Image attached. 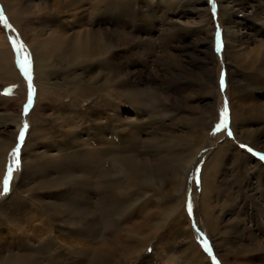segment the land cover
<instances>
[{
    "label": "rangeland",
    "instance_id": "obj_1",
    "mask_svg": "<svg viewBox=\"0 0 264 264\" xmlns=\"http://www.w3.org/2000/svg\"><path fill=\"white\" fill-rule=\"evenodd\" d=\"M53 3L0 0L7 17V23L0 20V141L9 145L0 182V264H96L95 248L110 251L112 264H264V159L257 155H264V0H78V8L67 0ZM99 40L105 52L97 63L64 58L72 46L89 49ZM43 44L60 48L61 57H53L48 69L49 99L38 102L31 47ZM25 56L31 88L21 67ZM127 93L145 96L150 105H132ZM102 94L118 105L100 102ZM243 106L248 111L232 121L233 109ZM32 110L40 134L31 131ZM115 135L120 139L98 144ZM97 149L102 159L110 151L154 169L177 166L164 179L155 172V186L121 175L131 183L121 187L114 212L89 186L70 193L74 182L67 179L74 177L66 173L83 176L95 167L90 153ZM9 167L10 191L4 193ZM87 193L100 221L92 224L87 215L83 223H91L79 231L71 223L84 216L59 213ZM173 206L178 210L170 213ZM41 207L55 218L52 236L32 228ZM141 237L145 243L132 251L129 244Z\"/></svg>",
    "mask_w": 264,
    "mask_h": 264
},
{
    "label": "bare ground",
    "instance_id": "obj_2",
    "mask_svg": "<svg viewBox=\"0 0 264 264\" xmlns=\"http://www.w3.org/2000/svg\"><path fill=\"white\" fill-rule=\"evenodd\" d=\"M53 1H54L53 4H57L58 1L61 2V1H65V0H53ZM67 1H68V5H74V8H78L80 6V4L77 3L78 0H73V1L72 0H67ZM108 2L111 3V5H113L115 0H108ZM46 5L47 4H45L44 6L46 7ZM40 6H41V4H40ZM15 7L16 6H14V8L11 7L10 10H11V14L14 15V20H17L18 18H16V15L18 14V12L20 10L18 11V9L15 8ZM98 7H99V2H97L95 5H93V8H95V9H98ZM48 42L51 43L50 40H48ZM46 44H48V43H46ZM102 46H104V43L102 44V42L100 40L95 45H92V47L89 48V49H87L86 46H80V47H77V48H74L72 46V51L67 56H64V58L65 59H70V61L73 64H75V65L76 64H80L83 61H88V60H94V62L97 63V61L101 60L100 58L102 57V55L105 52L104 49L102 48ZM31 48H32V53H33V61L35 63V68H36V71H35L36 78H37L36 79V83H35V86L37 87V89H36L37 90V97L36 98L38 99V102L40 100L46 101L47 99H49V93H51L50 92V80H49V71H48V69H50L51 66L53 65V60H54L53 57H56V55L58 53H59V55H57L58 56L57 58L61 57V53L59 52L60 48L57 49V50L56 49H51L50 47L49 48L48 47L45 48V45H44L43 48H39V46L36 47V45L31 47ZM87 50H89V51H87ZM90 50L92 52H90ZM4 60L6 61L5 58H4ZM0 69L4 70L5 66H2V64H1ZM102 90H104L105 92H109V88L107 87V85L102 87ZM117 90H118V88H117ZM73 91L76 94V93H78L79 90H72V92ZM112 91L114 92V90H112ZM105 92H104V94H106ZM119 94H120V92H119ZM127 94L128 95L125 96L126 99L129 100V102L132 105H134V106L143 105V106L147 107L148 105H150V103L146 100L145 96L140 95L139 93H136V95H134L132 93H127ZM100 97H101V99L99 101L104 103V104H106V105H118V103H119L118 101H115L114 99L109 98V96H103V94L100 95ZM247 111L248 110H247V108H245V106H243V108L241 107V109L239 111H237L236 109L235 110L233 109L232 121H233V118L236 116L237 113H238L237 114V117H238L239 114H240V116H242L243 114H245L244 112H247ZM29 117H30V121H31V124H32L31 131L33 132V130H36L35 132L40 134L41 128L37 127V124L35 122L36 121V115H35V113H33V110L29 114ZM18 125H19V123H18ZM134 125H135V123H134ZM130 126H131L130 133H134L133 132V129H134L133 123L132 124L130 123ZM116 127L117 126H114L113 129H114L115 133L120 136L119 132L122 129L120 127H117V128ZM128 136H129V134H128ZM119 139H120V137H118L117 135H115L114 139H112V140H110L109 138L107 140H104L102 137H100L98 140H101V141L98 142V144H108L109 145V144H111V141H114V140L117 141ZM96 141H97V139L94 138L93 139V143H95ZM148 142H149V144H152V143L154 144L155 141L150 139ZM88 144H90V143H88ZM84 146H85V144H84ZM87 149L88 148L86 147L85 150H87ZM99 151L100 150L97 149L95 152L92 151L90 153L91 154V158L93 160H95V162L97 164L95 165V167H91L90 169L87 168L88 172L85 169L83 176H82V173L81 174H77V175H73L75 173H66L65 171H61V172L66 173L68 175H72V177H74V179L73 178H68L67 179V181H71V183L74 182L73 183V187L71 186L72 187V190L70 191L71 194L72 193H73V195L76 194V193H81L82 194L83 192H85L87 190L86 187L88 188V186H89V188H92L94 190V192L96 191V192H98L100 194V196H104L103 198H105V199H103V201L107 202L108 205L113 204L112 207H113L114 212L115 211L117 212L119 210L118 199H119L120 195H122L120 193L121 187L127 188V186H130L129 183H131V182H129V183L127 182L126 183V181L121 177V175L127 174L129 176V178H131L130 180H132V182H136L138 180H143V181H148L147 182L148 185L155 186V184H157V183L154 184V182L158 181V180H156V178L155 179L153 178L155 172H157L159 175L161 174L163 179H164V176L169 171V169L176 170V166H177V164H171L170 166H161V167H159L157 169H154V168H151V167H149V166H147L145 164H140L139 160L136 159L135 156L134 157L131 156L130 158H129V156L126 157V155L118 156L117 154H115V152L113 153V152H110V151L105 152L103 154V158L104 159H102L101 158L102 154L98 153ZM132 152H134L135 154H138L137 149L132 150ZM8 153H9V145L7 143H3L2 141H0V182L3 179V175H5V161H6V158L8 156ZM194 154H195V152L193 150L192 152H190L189 155L192 156ZM173 158H175V156ZM62 161H64V160H62ZM215 162L216 161L214 159L209 164L208 167L210 168V166H214ZM179 163H181V162L179 161ZM63 165H61L60 167L63 168ZM86 172L88 174H93V176L96 175V177H94V178H92L90 176L86 177ZM177 181L179 182V179ZM180 186H181V183H180ZM129 188L130 187H128V189ZM157 189H160L159 185H157ZM71 194H69V195L72 196ZM63 195H64V193H63ZM69 195L67 194V196H69ZM133 195L135 196V194H133ZM96 196H97V194H96ZM84 199L85 200H81V199L78 200V199L74 198V202H76L77 204H75V205H73L71 207H68V206L66 207L65 206V207H63V211L61 209L60 213H59L60 217H64L65 214H68V213H71V214H76L77 213L78 216H82V217L84 216L82 219L79 218L80 221L77 224L76 223L75 224L71 223V225H73V226L81 227L80 228L81 230H79V231H86L87 227L90 225L91 222H92V224L93 223L95 224L96 221L97 222L100 221V219H98V217L97 218L95 217L96 216L95 212L92 210V209H94L95 205H97L95 199L92 196H89L88 193H87V195H85ZM68 204H70V201L68 202ZM33 205L35 207V204H33ZM88 206H90V208ZM37 210L38 211L35 214V218H33L35 220L34 222H36V225L33 224L32 228L38 234L43 232V234L48 233V234H50L52 236V234H51L52 232L51 231L53 229V226H51V222H53L55 218L53 219L52 215H50L48 217L45 216L43 214V212H42V210H43L42 207L37 209ZM177 210H178V207L177 206H173L172 208H170L169 212L172 213V212H176ZM62 212H64V213H62ZM87 215H90L91 218H92V221L88 225H87V221L85 223H83L84 219H87ZM82 225H84V227ZM139 226H140V228H139L140 232L146 230L145 225H139ZM81 236H84V235H81ZM143 236H145V235L143 234ZM145 241H146V239H144V237H141V238L138 239L137 245L136 244H133V245L129 244V247H130V249H132V251H135L134 247L140 246L141 244H144ZM128 243H131V241L129 240ZM47 245H46V247H47ZM81 246H79V247H81ZM46 247H43V248L46 249ZM82 249L83 248H81V250ZM85 249H83V250H85ZM95 249L96 250H93V253L94 254L96 253V257H95L96 258V264H112L109 261V253H110V251L103 252L104 250H102V251L99 252L98 248H95ZM46 251H47V249H46ZM49 255H51V254H49ZM52 259H53V257H52ZM13 262L15 263L16 261H13ZM31 264H40V263H38L37 261L33 260V261H31Z\"/></svg>",
    "mask_w": 264,
    "mask_h": 264
},
{
    "label": "snow or ice",
    "instance_id": "obj_3",
    "mask_svg": "<svg viewBox=\"0 0 264 264\" xmlns=\"http://www.w3.org/2000/svg\"><path fill=\"white\" fill-rule=\"evenodd\" d=\"M213 4H215V0H213ZM214 11H215V8H214ZM0 20H3L5 23H7V17L4 16L3 14V10L2 8H0ZM9 27H11V25H9ZM13 43H15V41H13ZM20 47L22 46H19L18 47V51L20 50ZM220 41H219V33L217 34V51L220 50ZM30 64H31V61L30 59L28 58V56H25L22 60H21V67L24 68L25 70V74L28 75V78H29V85H30V88H31V74H30ZM223 75L221 76V84L223 86ZM32 92H34V89H31ZM32 102V98H31V95L29 96V105L31 104ZM28 111V106L26 105L25 108H24V112L25 114L27 113ZM225 121H224V126H226V121H227V111L225 110ZM219 127V126H218ZM27 128H28V125H27V122H25V125H24V128L21 130L20 134H19V141L22 143L23 140H24V136H25V132L27 131ZM229 135H231V133H229ZM15 152V155H16V165L18 166L19 165V148L15 149L14 150ZM258 156H261L262 159H264V155L260 154V153H257ZM12 172H13V168L12 167H9L8 169V175L7 177L5 178L4 180V184H3V192L4 193H8L10 191V181H11V178H12ZM205 247H207V245H205ZM149 251H151V249H149ZM217 264H219V262L217 261Z\"/></svg>",
    "mask_w": 264,
    "mask_h": 264
}]
</instances>
